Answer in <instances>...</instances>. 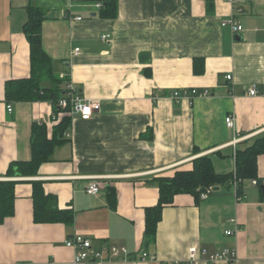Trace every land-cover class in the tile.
Masks as SVG:
<instances>
[{
  "label": "crops",
  "instance_id": "obj_1",
  "mask_svg": "<svg viewBox=\"0 0 264 264\" xmlns=\"http://www.w3.org/2000/svg\"><path fill=\"white\" fill-rule=\"evenodd\" d=\"M116 1V16L101 18L91 1L0 0V180L20 181L14 213L0 224V264H189L190 247L206 251L190 264H264V194L250 180L239 201L233 183L217 185L205 199L175 195L154 240L144 235L145 208L158 201L155 177L190 167L202 155L210 156L215 172L234 171L237 148L264 134V96L247 93L264 91V0H242L240 12L229 0H213L210 9L206 0ZM28 5L45 10L41 44L52 70L68 73L83 97L98 102L90 119L56 109L49 99L5 98L7 81L30 76L22 31ZM230 15L242 26L237 34L220 25ZM196 58L201 72H194ZM181 88L209 95L192 105L167 97ZM228 114L235 129L225 126ZM63 118V142L36 174L5 177L10 162L30 159L32 125L43 124L51 139ZM256 166L263 180V154ZM31 181H40L59 209H72L70 223L33 221ZM92 181L100 185L96 194L86 192ZM108 187L115 191L113 206ZM75 234L92 249L123 246L129 258L74 262L63 241ZM226 249L224 258H208ZM141 252L155 259H140Z\"/></svg>",
  "mask_w": 264,
  "mask_h": 264
},
{
  "label": "trees",
  "instance_id": "obj_2",
  "mask_svg": "<svg viewBox=\"0 0 264 264\" xmlns=\"http://www.w3.org/2000/svg\"><path fill=\"white\" fill-rule=\"evenodd\" d=\"M100 3L98 15L101 18L116 16V0H85ZM213 0H206V6L211 8ZM27 18L22 25V31L29 44L30 76L23 79H12L5 83V98L7 100H40L49 99L56 109L69 111V108H60L58 100L64 93L63 82L67 77L60 78L52 70V62L44 52L41 44V23L46 17L45 10L37 6L26 7ZM194 72L203 69L202 59L193 61ZM42 81H48L49 87H44ZM68 119L63 118L53 130L52 138H47L46 127L42 124H33L31 127V157L28 161H12L9 163L5 177L33 176L39 166L49 160L52 149L63 142L61 136L66 132ZM264 155V134L257 135L253 142L244 149L235 152V170L228 173L215 172L209 155H202L191 160L190 167L176 168L168 175H159L154 178L158 186V201L155 205L145 208L144 235L147 242L154 240L156 226L163 208L173 202L177 194H191L195 200L208 186L222 184L231 185L235 182V192L244 193V182L250 179L258 181L261 187V178L257 176L256 158ZM19 180H0V224L5 218L14 213V187ZM32 183V216L36 223L62 222L70 223L73 219L72 209H59L56 206V197L44 192L40 181ZM108 203H115V191L108 187ZM264 198V195H263Z\"/></svg>",
  "mask_w": 264,
  "mask_h": 264
},
{
  "label": "built area",
  "instance_id": "obj_3",
  "mask_svg": "<svg viewBox=\"0 0 264 264\" xmlns=\"http://www.w3.org/2000/svg\"><path fill=\"white\" fill-rule=\"evenodd\" d=\"M230 3L234 4L236 6V11L240 12L241 8L239 5L241 4L242 0H229ZM97 6H100V3H96ZM76 20H80V17H76ZM220 25L222 27H229L230 30L233 33H239L242 31L241 24L237 21V19L230 15L229 17L222 19L220 21ZM108 34H103L100 36V38L103 41H106L108 39ZM79 51L78 48H74L72 51V54H77ZM60 78L67 77L65 86H64V93L58 100V106L60 108H69V112L75 116H77L79 119L82 120H88L92 117L94 111H96L99 108V104L96 101L87 99L83 97L76 85L71 81L70 75L68 73H62L59 75ZM230 75L226 76V79H230ZM247 93L251 96H264V91H260L256 89L255 87H251L248 89ZM167 97L173 101L179 102V101H186L189 105H192L194 100L199 97H206L209 95V92L207 90H198L196 88H181V89H175L169 93L166 94ZM8 111H11V105L8 104L6 106ZM224 123L227 128L235 129V117L232 114H228L224 118ZM251 184L258 185V181L256 179H250ZM235 185V182H233ZM261 185L264 186V179L261 180ZM100 190V185L97 181H92L87 189L86 192L88 194H96ZM213 187L208 186L203 189V191L200 193V198L205 199L208 197L209 194L213 192ZM236 200L239 201L242 199V195H238L235 192ZM225 233L227 235L231 234V230H226ZM64 246L73 250V260L74 262H82V261H106V260H116V259H127L129 258V253L127 249L123 246H118L114 244L105 245L102 246L99 249H92L91 241L79 234L72 235L70 237H67L64 241ZM227 249L224 251H221L219 253H213L208 255V258L210 260L224 258L225 255H227ZM200 254L204 256L206 254V251L204 249L197 250L195 247H190L188 249V260L189 264L190 262H193V260L197 257V255ZM140 259H151L154 260V255H149L146 252H141L139 255ZM234 253H231V257L228 258L229 262H233Z\"/></svg>",
  "mask_w": 264,
  "mask_h": 264
},
{
  "label": "water",
  "instance_id": "obj_4",
  "mask_svg": "<svg viewBox=\"0 0 264 264\" xmlns=\"http://www.w3.org/2000/svg\"><path fill=\"white\" fill-rule=\"evenodd\" d=\"M213 190L215 191V190H218V187L217 186H213ZM261 190H262V192H263V194H264V186H261Z\"/></svg>",
  "mask_w": 264,
  "mask_h": 264
}]
</instances>
